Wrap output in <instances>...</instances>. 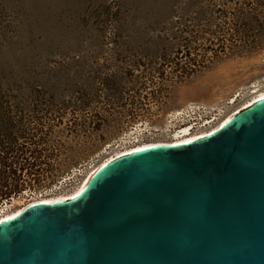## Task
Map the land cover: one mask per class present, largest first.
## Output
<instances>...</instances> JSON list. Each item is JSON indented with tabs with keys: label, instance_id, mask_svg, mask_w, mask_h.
Segmentation results:
<instances>
[{
	"label": "rangeland",
	"instance_id": "obj_1",
	"mask_svg": "<svg viewBox=\"0 0 264 264\" xmlns=\"http://www.w3.org/2000/svg\"><path fill=\"white\" fill-rule=\"evenodd\" d=\"M208 3L0 0V74L39 79L55 70L60 76L50 95L78 106L87 102L78 98L89 100V110L76 113L77 123L85 118L106 126L95 132H66L74 112L64 111L65 119L51 138L58 144L44 154L57 155L55 168L60 169L70 160L86 157L85 161L54 184L23 191L7 206L6 214L35 202L59 201L119 152L142 144L179 142L181 126L170 122L174 112L191 106L213 109V114L214 110L233 112L251 99L249 87L264 80V42H180L178 58L176 47L168 44L167 32L179 11L197 4L196 11ZM172 11L179 15L174 18ZM180 22L186 31L196 25L189 23L188 14ZM246 46L260 47L246 53L242 49ZM167 55L181 66H189V59L220 61L202 73L194 68L188 79L179 81L163 63ZM229 101H233L230 106ZM102 140L105 144L99 145Z\"/></svg>",
	"mask_w": 264,
	"mask_h": 264
},
{
	"label": "water",
	"instance_id": "obj_2",
	"mask_svg": "<svg viewBox=\"0 0 264 264\" xmlns=\"http://www.w3.org/2000/svg\"><path fill=\"white\" fill-rule=\"evenodd\" d=\"M0 264H264V98L188 143L99 168L0 222Z\"/></svg>",
	"mask_w": 264,
	"mask_h": 264
},
{
	"label": "trees",
	"instance_id": "obj_3",
	"mask_svg": "<svg viewBox=\"0 0 264 264\" xmlns=\"http://www.w3.org/2000/svg\"><path fill=\"white\" fill-rule=\"evenodd\" d=\"M196 7L197 4L186 6V10L181 9L177 21L170 24L166 39L171 42L168 44L172 48L176 47V58L180 55V42H260V45L264 42V0H209L204 8L194 11ZM176 13L177 11L171 12L174 18ZM187 14L190 17L189 23L196 24L189 31L181 28L180 22L183 15ZM258 47L260 46H246L242 49L247 53ZM168 56L163 63L179 81L188 79L196 72L194 68H200L199 72L202 73L220 61L217 58L208 63H199L189 59V66H181L177 62L178 59H168ZM190 66L193 68L189 69ZM53 71L50 77L39 79L0 74V205L12 202L26 189L54 184L69 170L85 161L86 157L70 160L60 169L55 168L59 161L57 155L44 154L46 150L55 148L58 144L51 138L57 134L55 129L65 119L64 111L71 109L70 111L74 112L69 117L72 124L66 132H95L106 127L87 122L85 118L77 123L76 113L88 111L89 106L86 103L89 100L78 98L82 102L87 101L78 106L75 102H60L55 95H50L49 89L55 86L54 81L60 76L57 71ZM25 111L31 115H23ZM120 129L121 126L115 130ZM105 142L102 140L99 145ZM57 147L62 148V145Z\"/></svg>",
	"mask_w": 264,
	"mask_h": 264
},
{
	"label": "built area",
	"instance_id": "obj_4",
	"mask_svg": "<svg viewBox=\"0 0 264 264\" xmlns=\"http://www.w3.org/2000/svg\"><path fill=\"white\" fill-rule=\"evenodd\" d=\"M262 90H264V80H261V82L258 81L255 84L251 85V87H249L250 93L254 91H262ZM232 104L233 101H229L227 102L226 105L230 106ZM226 110L225 109L224 111L214 110L215 114H213L212 113L213 109L211 112L210 110H208V108L191 106L186 110L174 112L171 116L170 122L171 124L181 126L180 129L181 131L184 129L188 130L189 135L183 138H195L203 133L209 132L212 129L218 128L222 124V122L226 120V117L232 111V109L229 112H227ZM181 131H179V133ZM171 144H176V142H173ZM66 175L61 177L60 180L64 179ZM41 202H45V201H41ZM41 202H35L32 204H38ZM9 204H11V202L10 203L4 202L3 204L0 205V216L6 214L5 212H7V206Z\"/></svg>",
	"mask_w": 264,
	"mask_h": 264
},
{
	"label": "bare ground",
	"instance_id": "obj_5",
	"mask_svg": "<svg viewBox=\"0 0 264 264\" xmlns=\"http://www.w3.org/2000/svg\"><path fill=\"white\" fill-rule=\"evenodd\" d=\"M251 95V99L248 100L244 105H242L241 107L237 108L236 110H234L233 112L229 113V115L226 117V120H224L222 122V124L220 126H223L224 124H226L228 121H230L235 115H237L238 113L242 112L243 110L251 107L253 104H255L256 102L262 100L264 98V90L262 91H254V92H251L250 93ZM219 126V127H220ZM217 128L215 129H212L210 130L209 132L207 133H203L201 134L200 136L198 137H195V138H183V137H187L189 135L188 133V130L187 129H184L182 130L180 133H181V137H179V139H182L180 140L179 142H176V144H181V143H188V142H192L193 140H196L198 138H202V137H205L207 135H210L211 133H213L214 131H216ZM153 145H165V144H153V143H148V144H142V145H138V146H135L133 148H130V149H127V150H124L122 152H119L118 154H116L115 156L109 158L108 160H106L105 162H102L101 164H99L97 167H95L91 172L90 174L83 180L84 182H82V184L75 190L73 191L71 194L65 196V197H62L61 199H59V201L61 202H66V201H70V200H73L75 199L82 191L83 189L85 188V186L87 185L88 181L90 180V178L93 176V174H95V172L97 170H99V168L103 167L105 164H107L108 162H110L111 160H113L114 158H117L119 156H122V155H125V154H128L130 152H134L136 150H139V149H142V148H146V147H149V146H153ZM170 145V144H169ZM51 200V199H50ZM45 201V202H41V203H46V204H52L54 202H59V201ZM30 205V204H29ZM27 205V206H29ZM33 205V204H31ZM30 205V206H31ZM27 206H24L14 212H11V213H7V214H4L2 216H0V222L3 221V220H7V219H10L12 218L16 213H19L21 212L22 209L26 208Z\"/></svg>",
	"mask_w": 264,
	"mask_h": 264
}]
</instances>
